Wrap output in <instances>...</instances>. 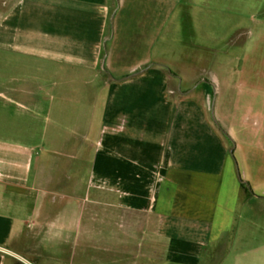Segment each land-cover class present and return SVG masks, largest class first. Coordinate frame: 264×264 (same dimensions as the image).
<instances>
[{
	"label": "crops",
	"instance_id": "0c3cea01",
	"mask_svg": "<svg viewBox=\"0 0 264 264\" xmlns=\"http://www.w3.org/2000/svg\"><path fill=\"white\" fill-rule=\"evenodd\" d=\"M181 1L0 0V264H264V0Z\"/></svg>",
	"mask_w": 264,
	"mask_h": 264
},
{
	"label": "rangeland",
	"instance_id": "374dc122",
	"mask_svg": "<svg viewBox=\"0 0 264 264\" xmlns=\"http://www.w3.org/2000/svg\"><path fill=\"white\" fill-rule=\"evenodd\" d=\"M180 1V0H179ZM204 2L201 3V6L204 9L205 13H208L211 11L212 8L221 9V28H220V40H221V47L222 50H227L229 45L227 44V47L225 46L226 40L224 39L226 35H224L226 32H228V29H233L235 26L239 27L240 25L244 28L248 25V19L245 18V6L246 2L248 0H203ZM183 2V0L181 1ZM182 3H180L181 5ZM179 8L177 11H179ZM192 8H190V12H194ZM176 16H174V19ZM173 20V19H172ZM177 20H173L171 24V30L172 33V53L168 56V60H172L176 62H180V60L183 56L190 55V52H195V54H202L204 56H211L212 55V45L214 44L216 46L217 43V36L215 34V37L212 35H209V31L207 30L208 27H211V23L209 24V21L202 20V19H192L190 23L186 26L184 30H177L176 23ZM209 24V26H208ZM228 40V39H227ZM236 41L240 43V41L243 40V37L240 36L239 33H237L235 36L232 35L231 41ZM195 45L203 46L204 48H195ZM210 46V50H207V48ZM239 45L236 47L235 55L238 60L243 58L244 51L240 49ZM235 48H231L233 50ZM178 58H175L174 53ZM210 264H214L213 261L210 262Z\"/></svg>",
	"mask_w": 264,
	"mask_h": 264
}]
</instances>
